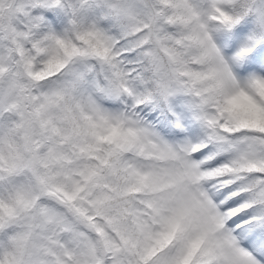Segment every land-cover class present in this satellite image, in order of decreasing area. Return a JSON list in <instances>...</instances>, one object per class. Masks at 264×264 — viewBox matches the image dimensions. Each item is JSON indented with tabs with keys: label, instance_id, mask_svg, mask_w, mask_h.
Instances as JSON below:
<instances>
[{
	"label": "snow or ice",
	"instance_id": "obj_1",
	"mask_svg": "<svg viewBox=\"0 0 264 264\" xmlns=\"http://www.w3.org/2000/svg\"><path fill=\"white\" fill-rule=\"evenodd\" d=\"M0 264H264V0H0Z\"/></svg>",
	"mask_w": 264,
	"mask_h": 264
}]
</instances>
